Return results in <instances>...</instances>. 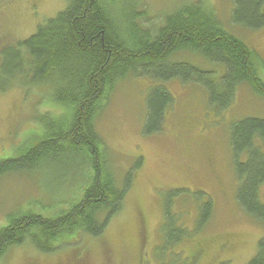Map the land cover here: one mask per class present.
I'll list each match as a JSON object with an SVG mask.
<instances>
[{"label": "trees", "instance_id": "16d2710c", "mask_svg": "<svg viewBox=\"0 0 264 264\" xmlns=\"http://www.w3.org/2000/svg\"><path fill=\"white\" fill-rule=\"evenodd\" d=\"M66 1V7L38 24L34 33L0 45V91L17 86L28 93L41 88L46 104L58 109L34 117L41 132L13 157L0 159V176H29L59 163L58 187L69 185L59 189V198L52 194L42 201L43 209L54 208L52 215L34 209L37 198L5 214L6 223L0 224V264L20 246L51 254L62 245L77 247L81 236L98 238L122 210L140 162L119 183L108 165V149L96 121L114 88L129 74L153 80L145 98L144 135L164 128L174 100L165 87L169 80L200 84L218 111L233 103L237 88L244 84L264 97V81L257 74L263 63L258 51L224 29L214 10L202 2L172 8L155 23L142 0ZM231 2L235 24L247 30L264 27V0ZM181 52L221 65V78L215 79L212 70L173 61ZM228 140L235 199L264 226V118L247 116L232 122ZM188 193L175 188L162 197L161 242L155 248L160 261L159 256L168 252L175 264H187L179 246L195 238L212 216V197L196 190L192 194L198 209L188 226L186 211L175 209L176 201ZM246 264H264V236Z\"/></svg>", "mask_w": 264, "mask_h": 264}, {"label": "rangeland", "instance_id": "374dc122", "mask_svg": "<svg viewBox=\"0 0 264 264\" xmlns=\"http://www.w3.org/2000/svg\"><path fill=\"white\" fill-rule=\"evenodd\" d=\"M142 1L155 23L160 22L161 14L185 3L197 1L210 6L224 29L258 51L263 63L257 66V74L264 81V27L247 30L235 24L231 19V0ZM66 4V0H2L0 45L28 37L38 24L54 17ZM172 60L212 70L217 80L224 71L221 65L187 52L174 55ZM152 81L147 75L129 74L114 88L96 121L108 149V165L116 172L119 183L140 162L122 210L110 220L104 233L98 238L81 236L77 247L62 245L51 254L20 246L12 249L2 264H175L168 252L159 256L161 261L155 254L161 242L162 197L175 188L190 193L175 203V209L186 211L188 226L198 209L192 193L201 190L213 201L212 216L203 230L179 246L187 264H246L252 257L258 240L264 236V226L246 214L235 199L228 135L230 124L238 119L264 118V97L244 84L237 88L233 103L218 111L200 84L169 80L165 87L174 100L166 112L164 128L144 135L145 98ZM42 92L36 88L26 93L17 86L0 91V159L13 157L41 132L34 117L54 110L50 103L46 104ZM61 173L57 163L33 174L29 172V176H0V224L6 223V213L25 207L31 198L38 200L33 204L35 210L52 215L54 208L43 209L42 201L46 202L47 195L52 194L59 198V189L69 186L58 187ZM44 190H48L47 194ZM261 193L264 195V184Z\"/></svg>", "mask_w": 264, "mask_h": 264}]
</instances>
